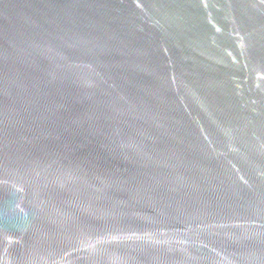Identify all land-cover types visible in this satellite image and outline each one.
Returning <instances> with one entry per match:
<instances>
[{
  "label": "water",
  "instance_id": "water-1",
  "mask_svg": "<svg viewBox=\"0 0 264 264\" xmlns=\"http://www.w3.org/2000/svg\"><path fill=\"white\" fill-rule=\"evenodd\" d=\"M0 264H264V0H0Z\"/></svg>",
  "mask_w": 264,
  "mask_h": 264
}]
</instances>
